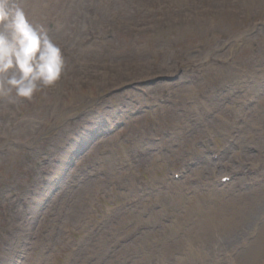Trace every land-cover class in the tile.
<instances>
[{"label": "rangeland", "instance_id": "obj_1", "mask_svg": "<svg viewBox=\"0 0 264 264\" xmlns=\"http://www.w3.org/2000/svg\"><path fill=\"white\" fill-rule=\"evenodd\" d=\"M17 2L64 70L0 97V264H264V0Z\"/></svg>", "mask_w": 264, "mask_h": 264}, {"label": "clouds", "instance_id": "obj_2", "mask_svg": "<svg viewBox=\"0 0 264 264\" xmlns=\"http://www.w3.org/2000/svg\"><path fill=\"white\" fill-rule=\"evenodd\" d=\"M63 70L61 46L17 0H0V97L31 100L54 85Z\"/></svg>", "mask_w": 264, "mask_h": 264}, {"label": "bare ground", "instance_id": "obj_3", "mask_svg": "<svg viewBox=\"0 0 264 264\" xmlns=\"http://www.w3.org/2000/svg\"><path fill=\"white\" fill-rule=\"evenodd\" d=\"M58 175V174H57ZM56 176V175H55ZM54 178V176H53ZM49 187L46 189V193L49 191ZM240 221H242V216L240 217L239 220V213L236 211L227 213L225 211L220 212L217 217L216 224L218 226L222 227H227V226H235V225H240Z\"/></svg>", "mask_w": 264, "mask_h": 264}]
</instances>
